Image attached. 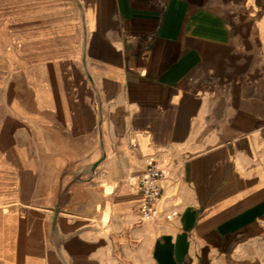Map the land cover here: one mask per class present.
Wrapping results in <instances>:
<instances>
[{
	"label": "crops",
	"instance_id": "obj_1",
	"mask_svg": "<svg viewBox=\"0 0 264 264\" xmlns=\"http://www.w3.org/2000/svg\"><path fill=\"white\" fill-rule=\"evenodd\" d=\"M0 264H264V0H0Z\"/></svg>",
	"mask_w": 264,
	"mask_h": 264
},
{
	"label": "built area",
	"instance_id": "obj_2",
	"mask_svg": "<svg viewBox=\"0 0 264 264\" xmlns=\"http://www.w3.org/2000/svg\"><path fill=\"white\" fill-rule=\"evenodd\" d=\"M130 146L135 149V143H130ZM163 171L159 165L150 159L144 165L143 171L137 179V186L142 196L140 215L143 218H149L154 212V205L160 195V179Z\"/></svg>",
	"mask_w": 264,
	"mask_h": 264
}]
</instances>
